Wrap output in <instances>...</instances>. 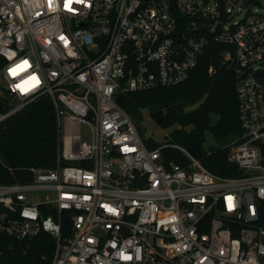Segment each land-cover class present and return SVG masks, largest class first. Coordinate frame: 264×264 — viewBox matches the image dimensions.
<instances>
[{
  "label": "built area",
  "instance_id": "built-area-1",
  "mask_svg": "<svg viewBox=\"0 0 264 264\" xmlns=\"http://www.w3.org/2000/svg\"><path fill=\"white\" fill-rule=\"evenodd\" d=\"M65 4L0 0V125L50 97L60 128L64 119L92 133L66 137L58 166L29 168L31 182L0 184V242L49 233L51 264H264V0ZM211 43L235 72L238 177L181 146L149 149L117 102L185 82ZM31 76L39 83L24 85ZM168 146L188 164H167Z\"/></svg>",
  "mask_w": 264,
  "mask_h": 264
},
{
  "label": "trees",
  "instance_id": "trees-1",
  "mask_svg": "<svg viewBox=\"0 0 264 264\" xmlns=\"http://www.w3.org/2000/svg\"><path fill=\"white\" fill-rule=\"evenodd\" d=\"M222 50V45L211 43L189 79L181 84L121 93L117 102L130 115L149 149L163 144L143 136L140 123L145 110L160 126L173 128L164 145L181 146L212 173L231 178L241 172L229 160L230 147L205 148L208 132L218 140L242 132L235 72L223 63ZM211 65L215 67L213 74L209 72ZM63 149L54 103L50 97H43L0 125V184L31 182L28 169L56 168ZM163 156L167 164L185 166L189 162L172 146L163 150ZM3 211L0 205V213ZM63 217L66 231L68 217ZM56 246L54 236L46 232L23 240L3 236L0 264H51Z\"/></svg>",
  "mask_w": 264,
  "mask_h": 264
},
{
  "label": "rangeland",
  "instance_id": "rangeland-1",
  "mask_svg": "<svg viewBox=\"0 0 264 264\" xmlns=\"http://www.w3.org/2000/svg\"><path fill=\"white\" fill-rule=\"evenodd\" d=\"M143 136L147 139H154L160 144H165L168 141V136L172 132V127L164 128L160 126L150 115L148 110L143 112V119L140 123ZM62 139L65 141L66 137L70 135H80L82 141H90L92 139L91 127L87 124H74L62 119L61 125ZM237 138V135H231L221 140L216 139L212 133L208 132L206 135L205 148L218 149L226 146H231L232 142ZM43 197V192H41Z\"/></svg>",
  "mask_w": 264,
  "mask_h": 264
},
{
  "label": "clouds",
  "instance_id": "clouds-1",
  "mask_svg": "<svg viewBox=\"0 0 264 264\" xmlns=\"http://www.w3.org/2000/svg\"><path fill=\"white\" fill-rule=\"evenodd\" d=\"M69 5H70V4H69ZM69 5H68L69 10H71V8H70ZM26 68H27V64H21L20 67H19V68H16L15 70H16V72H23V71L26 70ZM30 78H32V79H30V80H25V81H24V85H29L30 81H31V82H34V83H37V78H36V76H31ZM38 83H39V82H38Z\"/></svg>",
  "mask_w": 264,
  "mask_h": 264
},
{
  "label": "snow or ice",
  "instance_id": "snow-or-ice-1",
  "mask_svg": "<svg viewBox=\"0 0 264 264\" xmlns=\"http://www.w3.org/2000/svg\"><path fill=\"white\" fill-rule=\"evenodd\" d=\"M72 2V0H66V4H65V7H68V5L70 4ZM77 2H82V0H77ZM61 39H63V37H61ZM24 64H27V61H25L24 62ZM20 67V65H17V68H19ZM16 68H14V69H12L11 70V74L12 75H16V70H15ZM30 79H32V78H30ZM39 81L37 80V83H38ZM17 87L18 88H21V86L20 85H17ZM21 90L22 91H27V89H25V88H21Z\"/></svg>",
  "mask_w": 264,
  "mask_h": 264
},
{
  "label": "crops",
  "instance_id": "crops-1",
  "mask_svg": "<svg viewBox=\"0 0 264 264\" xmlns=\"http://www.w3.org/2000/svg\"><path fill=\"white\" fill-rule=\"evenodd\" d=\"M74 125V124H73Z\"/></svg>",
  "mask_w": 264,
  "mask_h": 264
}]
</instances>
